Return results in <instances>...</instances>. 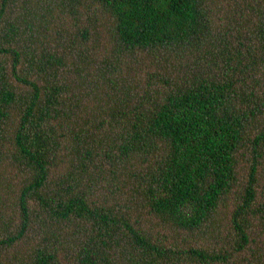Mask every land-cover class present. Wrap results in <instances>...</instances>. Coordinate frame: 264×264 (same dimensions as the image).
Wrapping results in <instances>:
<instances>
[{
	"label": "trees",
	"instance_id": "16d2710c",
	"mask_svg": "<svg viewBox=\"0 0 264 264\" xmlns=\"http://www.w3.org/2000/svg\"><path fill=\"white\" fill-rule=\"evenodd\" d=\"M0 264H264V0H0Z\"/></svg>",
	"mask_w": 264,
	"mask_h": 264
}]
</instances>
